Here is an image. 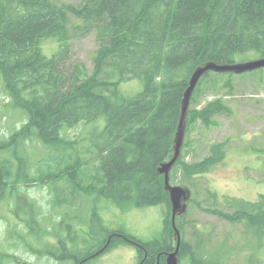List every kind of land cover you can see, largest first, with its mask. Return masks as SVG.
<instances>
[{
    "label": "trees",
    "instance_id": "1",
    "mask_svg": "<svg viewBox=\"0 0 264 264\" xmlns=\"http://www.w3.org/2000/svg\"><path fill=\"white\" fill-rule=\"evenodd\" d=\"M91 33L99 48L90 72L84 63H69V48L74 38ZM45 42L59 44L52 57L44 52ZM261 58L264 0H83L79 5L0 0V86L16 109L28 115L20 130L0 139V205L8 204L7 212L14 213L24 234L9 227V235H18L26 248L58 263H83L130 244L140 259L147 255L150 264L158 258L159 264H166L175 248L171 201L159 168L174 156L190 79L207 63ZM136 80L143 83V92L124 96L120 86ZM230 84L229 79L225 85ZM225 114L231 109L217 99L202 110L189 111L188 125L209 126L214 117ZM101 118L106 120L102 142L86 145V126ZM75 128H82L80 140L67 136ZM224 148L216 145L201 162L184 165V175L209 173L224 160ZM90 159L101 161L97 171L94 167L86 176L99 178L98 188L83 186V169ZM178 165L180 160L173 169ZM39 185L51 187L53 210L70 204L68 193H97L122 211L163 206L165 231L161 239L147 243L123 231L107 232L110 243L104 239L87 256H79L75 244L69 249L59 237L57 228L64 221L51 224L50 232L43 207L20 191ZM227 208L232 212L213 214L243 226L249 241L244 247L251 251L248 263L264 262V196L257 203L230 200ZM10 257L16 259L0 249V264ZM185 258L191 264H226L225 259L210 261L201 247L195 250L187 243L181 246L179 263Z\"/></svg>",
    "mask_w": 264,
    "mask_h": 264
},
{
    "label": "rangeland",
    "instance_id": "2",
    "mask_svg": "<svg viewBox=\"0 0 264 264\" xmlns=\"http://www.w3.org/2000/svg\"><path fill=\"white\" fill-rule=\"evenodd\" d=\"M82 1L55 0L59 5H79ZM73 22L78 24L75 18ZM98 48L95 33L74 38L69 48V63H84L91 72ZM43 49L48 57H52L59 50V44L47 42ZM229 79L231 84L226 86ZM143 88V83L137 80L120 86L122 94L128 98L142 93ZM217 99L225 102L231 109V114L214 117L209 126H204L201 122L188 125L187 119L179 159L181 165L172 170L170 180L174 187L189 189L192 196L187 212L177 217L176 225L181 237V246L187 243L195 250L201 247L212 262L225 259L226 264H249L247 260L251 251L250 248L244 247L249 245V241L243 235V226H233L213 212H232L227 208L230 200L257 203L264 196V69L241 75L210 73L195 93L189 111L202 110L208 103ZM10 101L4 96L0 86V139L9 138L27 122L28 115L23 110L16 109ZM105 126L104 118L87 125L84 137L87 139L86 145L90 146V141L101 143L100 136ZM81 130L82 128L70 129L67 131L68 138L79 139ZM219 144H225L226 156L222 163L199 177L188 178L184 175V165L201 162L211 154L212 148ZM97 154L98 151L95 155ZM100 162L90 159L83 169L85 178L94 173V167L97 171ZM98 179L95 176L86 178L83 186L93 185L98 188ZM61 185L65 186L63 183ZM50 188L39 185L28 189L23 186L20 191L43 207L50 232L54 231L51 224L64 221V225L57 228L59 237L69 249L71 244H75L72 248L74 247V252L79 256H87L90 248H98L104 239L107 244V232L123 231L147 243L161 239L165 231L167 211L163 206L122 211L97 193H68L65 199L70 204L64 205L60 210H53ZM7 206L8 204L0 207V216L4 215L0 217V249L16 259L10 257L5 264H77L75 261L58 263L55 259L36 254L26 248L18 235L10 236L9 227L12 230L17 227L19 234H24L20 229L21 223L16 221L13 212H7ZM12 207L11 204V210ZM173 235L172 243L176 249L177 238L174 230ZM34 238V235L30 237L32 244ZM51 239L55 240L53 235ZM216 249L221 251L217 253ZM98 255L100 253L96 254ZM142 260L136 246L120 244L116 248L107 249V252L97 259L78 264H140ZM180 264L191 263L185 258Z\"/></svg>",
    "mask_w": 264,
    "mask_h": 264
},
{
    "label": "water",
    "instance_id": "3",
    "mask_svg": "<svg viewBox=\"0 0 264 264\" xmlns=\"http://www.w3.org/2000/svg\"><path fill=\"white\" fill-rule=\"evenodd\" d=\"M260 69H264V58L236 63V64H226V65H220L211 62L198 67L190 79L189 87L185 92L184 99L182 102V114L178 126V131L175 137L174 156L169 162L164 163L159 168V173L165 178V182H164L165 190L168 192L170 196L171 207H172V219H171L172 227L175 232V236L177 238L176 249L175 251L168 254L166 259V264H180L179 253L181 249V237L177 229L176 220L177 217H181L187 212L188 203L192 196V193L189 189L172 186L170 180V174L174 166L177 164V162L181 157L182 147L185 138V131L187 126V119L189 115V109L195 90L197 89L201 80L210 73H218V74L230 73L235 75H241V74L254 72Z\"/></svg>",
    "mask_w": 264,
    "mask_h": 264
},
{
    "label": "flooded vegetation",
    "instance_id": "4",
    "mask_svg": "<svg viewBox=\"0 0 264 264\" xmlns=\"http://www.w3.org/2000/svg\"><path fill=\"white\" fill-rule=\"evenodd\" d=\"M110 241H111V240H108L107 244L110 243ZM147 257H148V256L146 255V256L143 258V260L141 261L140 264H150V261H147V259H146ZM159 263H160V258L157 259V262L155 261V262L153 263V261H152V264H159Z\"/></svg>",
    "mask_w": 264,
    "mask_h": 264
}]
</instances>
